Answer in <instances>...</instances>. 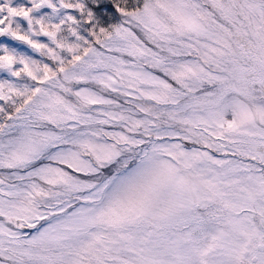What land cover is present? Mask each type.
<instances>
[{"label":"snow or ice","instance_id":"1","mask_svg":"<svg viewBox=\"0 0 264 264\" xmlns=\"http://www.w3.org/2000/svg\"><path fill=\"white\" fill-rule=\"evenodd\" d=\"M0 264H264V0H0Z\"/></svg>","mask_w":264,"mask_h":264}]
</instances>
